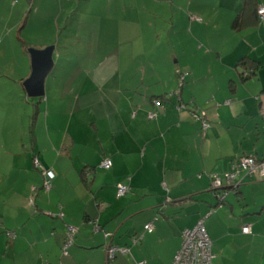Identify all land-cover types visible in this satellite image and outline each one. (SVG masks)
<instances>
[{"label":"crops","instance_id":"1","mask_svg":"<svg viewBox=\"0 0 264 264\" xmlns=\"http://www.w3.org/2000/svg\"><path fill=\"white\" fill-rule=\"evenodd\" d=\"M47 1H27L21 30L30 27L32 14L50 15L45 26L58 41L51 44V72L59 67L56 76L69 83L52 81L48 89L47 76L28 148L20 152L15 145L20 167L36 185L27 186L19 202L9 200L19 215L0 209V264H172L182 232L200 219L212 264H264L263 183L241 171L240 184L225 191L222 203L210 190L211 176L231 172L237 158L264 156V21L243 0H188L185 12L164 13L171 18L168 41L148 44L141 37V8L98 0L77 9L81 0H53V9L43 10ZM132 14L139 21H127ZM248 59L258 69L246 78L241 62ZM80 67L85 77L77 87L72 77ZM179 74H185L181 86ZM29 75L30 68L21 88ZM176 92L177 98H167ZM155 100H162L160 107ZM179 104L206 113L204 135ZM35 160L54 176L48 193ZM103 160L112 163L107 172L97 169ZM119 184L129 189L122 198ZM59 212L63 220L51 216ZM91 220L101 230L93 232ZM149 223L151 234L144 232ZM66 226L77 232L63 256ZM246 226L250 234L241 232ZM104 232L129 254L108 263ZM136 237L141 240L133 245Z\"/></svg>","mask_w":264,"mask_h":264},{"label":"rangeland","instance_id":"2","mask_svg":"<svg viewBox=\"0 0 264 264\" xmlns=\"http://www.w3.org/2000/svg\"><path fill=\"white\" fill-rule=\"evenodd\" d=\"M27 1L28 0H0V209L7 210L6 214L15 217L20 214L21 209L12 207L8 203L9 200L14 199L15 203H17L16 201L19 202L23 197L24 189H26L27 186L31 188L33 185H36V183L31 182L32 175L30 177L26 176L24 170L20 167L21 158H16L19 152H17L15 145L19 143L20 152L28 148V136L30 137L33 133L34 108L36 105L38 106L41 99L45 100L46 95L44 85L43 98H27L22 93L20 80L29 72V59H27L29 55H27V52L30 49L41 50V46H45V49L51 47V44L53 45L58 42L54 30L48 29V27L45 26L47 20L50 18V15L46 12L42 13L39 11L38 15L32 14L31 20L33 21L29 20L30 27L26 30H21L23 27L22 22H24L29 9ZM86 1L92 6L98 4V0H81L78 2L77 9H82V7L89 8ZM102 1L104 2V0ZM117 1L126 7L136 6L142 9V13L139 14L141 22L137 19V16L133 14L127 15V21H133L134 18L139 21L143 29L141 37L144 43L149 44L151 40L155 41L157 39L161 40L163 43L168 41L167 31L170 30L169 24L171 18L164 13L171 10L178 13L179 10L176 8H182L185 12V3L188 0ZM53 2V0L47 1L43 10L47 8L53 9L51 5ZM73 6L75 5L73 4ZM92 8L94 7H91V13H93ZM175 16L177 19L178 14H175ZM64 21H66V17H63V23ZM59 24L61 23L59 22ZM164 25L168 26L162 30V26ZM44 26L47 29H42ZM156 26L158 29H155ZM146 28L150 31H146ZM176 28H178V25H176ZM159 29H161V31H159ZM76 64L79 65V63ZM56 69L57 71L60 70L59 67ZM54 71L48 76L47 88L49 89L52 81H55L53 86L68 85L69 81L66 79L65 75L62 77L56 76V72ZM62 71L61 69L59 72ZM83 71L84 68L80 67L73 72L76 74V77H72V79L76 82L79 81L77 87H80L81 84L84 83L85 74ZM71 84L73 85L72 82ZM60 95L63 96L62 91ZM50 97L51 96H48V98ZM195 111L203 112L198 109ZM188 114L190 116V111H188ZM5 155H12L13 160L9 159V157L7 159ZM11 164H13L14 167ZM31 169L36 175L37 172L33 170V168Z\"/></svg>","mask_w":264,"mask_h":264},{"label":"built area","instance_id":"3","mask_svg":"<svg viewBox=\"0 0 264 264\" xmlns=\"http://www.w3.org/2000/svg\"><path fill=\"white\" fill-rule=\"evenodd\" d=\"M257 17L260 19V21H264V4L260 5L257 8ZM178 83L181 86L185 79V74H179L177 76ZM169 97H178V93H173L169 95ZM179 101V99H178ZM229 101H227L226 104H228ZM162 104V100H155L154 105L156 107H160ZM176 109L180 111L181 109H186L187 107L183 104H179ZM190 118L193 122L199 124L202 134L204 135L206 131L209 129L210 125L207 121L206 113L205 112H196L193 109H190ZM155 115H149L148 119H153ZM34 167L36 169H41L44 182H43V190L45 193H48L52 188V181L54 179V176L51 172L44 171L39 163L35 160L33 162ZM112 167V163L109 160H103L98 168L104 171L110 170ZM241 171H245L247 173V176L249 179L253 181H260L264 185V156L260 160H256L252 157H239L237 158L232 165L231 172L219 177L217 175L211 176V186L210 190L212 191L213 195L217 199L219 203H222L226 197V190H234L238 187L240 184L236 177L239 175ZM91 174V171H88L85 173V177L89 176ZM35 187L32 188L33 191H35ZM129 189L119 184L116 186V195L117 197H123L127 194ZM30 204H32V201L30 200ZM53 218H63V214L59 212L58 214L51 215ZM98 221L93 220L90 221L89 224L92 227L93 232H98L100 230L98 226ZM204 219H200L193 228L186 229L181 234V247L176 253L172 264H212V261L214 260L215 256L212 252V243L208 238L207 232L205 230V227L203 225ZM153 225L151 223L144 226V232L151 234L153 232ZM77 230L71 226L65 227V233H64V243L61 248V254L63 256L68 255V250L72 246L74 237ZM241 232L243 234H250V228L249 227H243ZM8 239H13L15 236L13 233H7ZM104 238L106 240V244L104 246V251L106 253L107 262H112L117 255H128L129 250L128 248H119L115 245L111 244V235L110 234H104ZM141 240V237H136L131 239V243L137 244Z\"/></svg>","mask_w":264,"mask_h":264},{"label":"water","instance_id":"4","mask_svg":"<svg viewBox=\"0 0 264 264\" xmlns=\"http://www.w3.org/2000/svg\"><path fill=\"white\" fill-rule=\"evenodd\" d=\"M30 75L23 81L22 88L29 99H41L44 96V85L47 76L53 69L54 47L43 50L30 49Z\"/></svg>","mask_w":264,"mask_h":264},{"label":"trees","instance_id":"5","mask_svg":"<svg viewBox=\"0 0 264 264\" xmlns=\"http://www.w3.org/2000/svg\"><path fill=\"white\" fill-rule=\"evenodd\" d=\"M255 1L256 0H243V5L244 6H247V7H249L250 9H252V10H254V12L256 13V15H257V8L259 7H257L256 6V4H255ZM239 17H240V15L236 18V20H235V26H236V24H237V22H238V20H239ZM241 64H243L244 65V67L245 68H247V72H245L244 73V76L247 78V77H249V76H253V75H255V73L257 72V69H258V64L256 63V62H253L252 63V61L251 62H249V59H248V61H246V62H241ZM164 96H162V97H160L159 99H164L163 98ZM65 149H67V147L65 148ZM99 166V165H98ZM98 170H101V169H99V168H97ZM101 171H104V170H101ZM109 171V170H108ZM104 172H107V171H104ZM92 173V172H91ZM117 196V195H116ZM124 197V196H123ZM117 198H122V197H117ZM64 217V216H63ZM55 219H59V218H56V217H54ZM59 220H63V218L62 219H59ZM91 221H93V220H91ZM90 222V221H89ZM98 226H99V224H98ZM67 227V226H66ZM99 228H100V226H99ZM100 230H101V228H100ZM104 234H105V232L103 233V236H104ZM106 234H109V233H106ZM111 235V234H110ZM111 237H112V235H111ZM8 238V237H7ZM105 239V238H104ZM112 239V238H111ZM107 242H106V240H105V244H106ZM112 244V243H111ZM113 245V244H112ZM105 246V245H104ZM108 263H110V262H108ZM212 263H213V261H212Z\"/></svg>","mask_w":264,"mask_h":264}]
</instances>
